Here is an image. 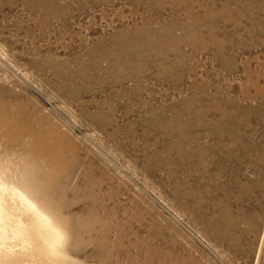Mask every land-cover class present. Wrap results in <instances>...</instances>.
<instances>
[{"label":"rangeland","instance_id":"1","mask_svg":"<svg viewBox=\"0 0 264 264\" xmlns=\"http://www.w3.org/2000/svg\"><path fill=\"white\" fill-rule=\"evenodd\" d=\"M0 105L21 263L264 264V0H0Z\"/></svg>","mask_w":264,"mask_h":264},{"label":"bare ground","instance_id":"2","mask_svg":"<svg viewBox=\"0 0 264 264\" xmlns=\"http://www.w3.org/2000/svg\"><path fill=\"white\" fill-rule=\"evenodd\" d=\"M41 1V0H40ZM128 35V34H127ZM1 108H2V105H0V110H1ZM4 109V108H3ZM2 111V110H1ZM3 116V115H2ZM185 117V116H184ZM7 118V117H6ZM7 120V119H6ZM5 119H3V118H0V123H2V124H4V123H7L8 124V122L6 121ZM12 119H10L9 121H11ZM14 124V123H13ZM13 126V125H12ZM19 126V125H18ZM14 131V130H13ZM16 133V132H15ZM13 133H12V129H10L9 127L8 128H4V130L2 131V135H4L7 139L9 138V137H11V135H12ZM18 138V137H17ZM12 140V139H11ZM43 140V139H42ZM39 142H40V140H39ZM33 144V143H32ZM36 144V143H35ZM42 145V144H41ZM46 145H47V143H46ZM46 145H45V147H46ZM26 146V145H25ZM28 146V145H27ZM38 146V145H37ZM50 148V147H49ZM57 148V147H56ZM31 149V148H30ZM49 150V149H48ZM47 150V151H48ZM32 151V150H31ZM45 151V150H44ZM50 151V150H49ZM48 151V152H49ZM52 151H54V150H52ZM39 152V151H38ZM56 152V151H55ZM43 153V152H42ZM46 153V152H45ZM44 153V154H45ZM39 155V154H38ZM42 155V154H41ZM226 155V154H225ZM61 156V154L60 153H52V156H51V160H52V164H51V167H52V170H53V173H54V171L55 170H57L58 169V167H59V165H60V157ZM50 161V160H49ZM4 190H2V187H1V185H0V264H23V263H21V261L19 260V258H21V256H15L16 255V253L15 254H12V253H14L15 251H13L12 253H11V250L9 251V249H11L10 247H11V244H9L8 243V238L10 237L9 236V231H10V233H12L11 232V227H10V225L12 226V222L11 221H9V219H10V216H11V212L7 209V206H8V202H6V200H5V197L3 196L4 195V193L2 194V192H3ZM7 199V198H6ZM8 200H9V198H8ZM7 200V201H8ZM16 204V203H15ZM11 205H12V203H11ZM40 206V205H39ZM15 209H17V208H15ZM20 210V209H19ZM12 211H14V210H12ZM17 211V210H16ZM15 211V212H16ZM17 212H19V211H17ZM17 212L15 213V214H17ZM13 213V212H12ZM19 213H21V212H19ZM18 213V214H19ZM56 213V212H55ZM14 215V214H13ZM23 215V214H22ZM67 216V215H66ZM18 217H19V215H18ZM21 218H22V216H20ZM19 217V218H20ZM12 218V217H11ZM15 218V217H14ZM17 218V217H16ZM19 218H17V219H19ZM51 218V217H50ZM52 220V219H51ZM13 221V220H12ZM19 221V220H18ZM20 222V221H19ZM18 222V225H19V229H21L22 227H20V224H21V222L19 223ZM24 222H25V220H24ZM52 222V221H51ZM25 224V223H24ZM13 225H14V221H13ZM17 225V226H18ZM27 225V224H26ZM28 225H29V223H28ZM21 226H23L22 224H21ZM57 226V225H56ZM59 226V225H58ZM15 227V226H14ZM62 227V226H61ZM67 227V226H66ZM14 229V228H13ZM27 229V228H26ZM57 229V228H56ZM14 230H18L17 228L16 229H14ZM22 230V229H21ZM20 230V231H21ZM60 230V229H59ZM62 230V229H61ZM13 231V230H12ZM23 231H25V230H23ZM16 232V231H15ZM14 232V233H15ZM27 232V231H26ZM25 232V233H26ZM60 231H58L57 233H59ZM17 233V232H16ZM15 233V234H16ZM24 233V235L23 236H21V238L22 237H24V236H26V234ZM76 233V232H75ZM21 234V233H20ZM22 235V234H21ZM28 235H29V233H28ZM59 235V234H58ZM61 235V234H60ZM18 236H19V234H18ZM17 236V237H18ZM16 236H15V238H17ZM29 237V236H28ZM28 237H26V238H28ZM59 237H61V236H59ZM83 237V236H82ZM30 239V238H29ZM26 240V239H25ZM16 241H17V239H16ZM19 242V239H18V241H17V246H18V243ZM21 242V241H20ZM27 242V241H26ZM29 242H30V240H29ZM103 242V241H102ZM24 243V242H23ZM13 244H14V246H15V243L13 242ZM21 244V243H20ZM26 244V243H25ZM22 245V244H21ZM16 246V247H17ZM16 247H14V248H16ZM21 248H23L22 246H21ZM17 249V248H16ZM15 249V250H16ZM18 249H19V247H18ZM22 250V249H21ZM7 251H9V253L7 252ZM17 252V251H16ZM19 252V251H18ZM21 253H22V251H20ZM11 253V254H10ZM20 254V253H19ZM18 255V254H17ZM22 255V254H21ZM108 258V257H107Z\"/></svg>","mask_w":264,"mask_h":264}]
</instances>
